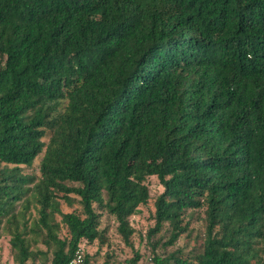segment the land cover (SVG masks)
Returning <instances> with one entry per match:
<instances>
[{
    "label": "trees",
    "instance_id": "16d2710c",
    "mask_svg": "<svg viewBox=\"0 0 264 264\" xmlns=\"http://www.w3.org/2000/svg\"><path fill=\"white\" fill-rule=\"evenodd\" d=\"M152 177L151 264H264V0H0L12 264L109 246L104 216L138 264Z\"/></svg>",
    "mask_w": 264,
    "mask_h": 264
},
{
    "label": "rangeland",
    "instance_id": "374dc122",
    "mask_svg": "<svg viewBox=\"0 0 264 264\" xmlns=\"http://www.w3.org/2000/svg\"><path fill=\"white\" fill-rule=\"evenodd\" d=\"M149 191H150V205L145 207H140V211L131 217V226L135 230V234L132 236L131 241L133 247L136 251L140 252L141 259L138 264H151L150 258L152 256L151 246L146 240V232L149 227L152 226L153 221L150 219V214L153 211L152 203L155 198L163 191L162 186L159 184L158 180L154 177L150 178L148 181ZM64 210H68L64 208ZM102 227L108 228V238L109 246H103L99 249V246L95 243L94 245H88L85 242L81 243L79 253L89 254L91 257V264H104L106 261V253L112 255L109 264H127L126 261L133 256V251L131 248L127 247L120 236L115 230V223L113 220L107 216L102 218ZM165 232L157 234L153 237L154 240H162L161 235ZM187 241L181 238L177 244L171 248H167L168 251L174 250L176 247L187 246ZM156 252L162 254L163 249L160 246L156 247ZM0 264H12V259L10 256V249L8 244V237L4 236L0 240ZM80 264V263H77Z\"/></svg>",
    "mask_w": 264,
    "mask_h": 264
},
{
    "label": "built area",
    "instance_id": "2783aa9c",
    "mask_svg": "<svg viewBox=\"0 0 264 264\" xmlns=\"http://www.w3.org/2000/svg\"><path fill=\"white\" fill-rule=\"evenodd\" d=\"M81 262L80 254H77L76 257L70 262V264H77Z\"/></svg>",
    "mask_w": 264,
    "mask_h": 264
}]
</instances>
